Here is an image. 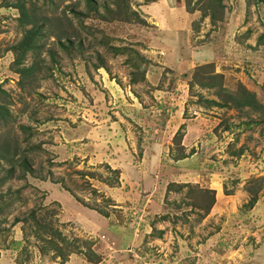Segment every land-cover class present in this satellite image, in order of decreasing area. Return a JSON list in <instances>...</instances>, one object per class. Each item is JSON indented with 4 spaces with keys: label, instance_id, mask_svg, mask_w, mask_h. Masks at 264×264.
I'll list each match as a JSON object with an SVG mask.
<instances>
[{
    "label": "rangeland",
    "instance_id": "rangeland-1",
    "mask_svg": "<svg viewBox=\"0 0 264 264\" xmlns=\"http://www.w3.org/2000/svg\"><path fill=\"white\" fill-rule=\"evenodd\" d=\"M22 1L43 26L21 78L0 0V264H264V0ZM205 72L257 105H208Z\"/></svg>",
    "mask_w": 264,
    "mask_h": 264
},
{
    "label": "trees",
    "instance_id": "trees-1",
    "mask_svg": "<svg viewBox=\"0 0 264 264\" xmlns=\"http://www.w3.org/2000/svg\"><path fill=\"white\" fill-rule=\"evenodd\" d=\"M188 1H186V2L188 3ZM1 2L3 4L2 6L14 8L18 12L16 20H18V25L20 26V28L23 31L22 37L16 44H14L10 47V50L14 53L13 63L16 66L15 70L19 74V76L22 78L25 75H30L31 70L33 68V65H30L28 67L20 66L21 62L23 60V56L27 51H30V50L34 51V50L38 49L39 46L36 44V41L41 36L40 29L42 28L43 23L37 24V20H34L33 18L29 17L28 12H27V8L25 7V4L22 0H15L14 2H9L8 0H1ZM84 2L88 8L87 11H89L90 8L94 9L96 7L94 4L95 2L93 0H84ZM120 3L123 4V10L125 12L130 11L129 14H135L134 11L129 10L127 2L125 3L124 0H121ZM205 3H206L205 10H208L207 15L211 20L215 17L216 11H219L220 13L222 12L223 5L220 4V0H205ZM104 7H105V5H104ZM192 9H194V8H192ZM202 14H204V16L206 15V13H204V11H202ZM217 14H219V13H217ZM25 25H29V27H27V28L23 27ZM59 45L62 46L61 43H59ZM62 47H64V46H62ZM111 49H113L115 51V53H117L119 50L123 51V49H120L118 47H115V48L111 47ZM140 61L142 63H145L147 61V59L138 55L137 61L127 59L126 62L130 66H132L136 69H139L140 68ZM205 74H206V72H205ZM193 77H196V76L193 75ZM217 77H218V75L216 73H214V74H206L204 76H202V74H199L198 78H197L198 79L197 85L204 87V88H215V87H217L215 89V92L217 95L218 94L220 95L221 92L224 93L223 94V102L215 101L213 99L203 98V101L206 102L208 105L217 106V107L230 106L231 104H233L236 107H242V106L254 107L257 105L255 102L254 96L251 92L247 91L245 88H241L239 91V94L236 97H233L231 93L225 91L223 86H220L221 84L216 83V82H218ZM130 80H131V82L136 81V79L133 77L130 78ZM6 114H7L6 109L0 105V119H2L3 116ZM26 140H27V138H26ZM175 141L177 142V136L176 135H174L172 137V142L175 143ZM177 146H178L177 151L180 153L173 156L172 157L173 160H180V159H183L187 156L186 153H183L182 146L181 145H177ZM27 148H30V147L28 146ZM190 153H192V152H190ZM20 165L23 166V163ZM167 186H168V188L171 186H176L175 189L177 190V189H180V187L188 186V183H178V184L176 183V185H175L173 182H170V183H168ZM253 201H254V197L251 198V200L249 202L250 205L253 203ZM210 204H211V202L206 206V208H209ZM193 206L201 207L200 205H197V204H193Z\"/></svg>",
    "mask_w": 264,
    "mask_h": 264
},
{
    "label": "crops",
    "instance_id": "crops-1",
    "mask_svg": "<svg viewBox=\"0 0 264 264\" xmlns=\"http://www.w3.org/2000/svg\"><path fill=\"white\" fill-rule=\"evenodd\" d=\"M153 3H157V2H153ZM184 159V158H183Z\"/></svg>",
    "mask_w": 264,
    "mask_h": 264
}]
</instances>
